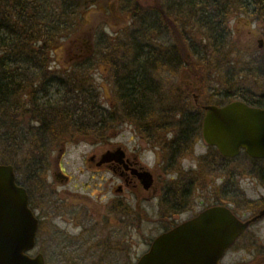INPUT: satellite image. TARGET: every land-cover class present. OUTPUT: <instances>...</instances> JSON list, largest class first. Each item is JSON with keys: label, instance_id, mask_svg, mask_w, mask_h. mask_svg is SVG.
<instances>
[{"label": "trees", "instance_id": "1", "mask_svg": "<svg viewBox=\"0 0 264 264\" xmlns=\"http://www.w3.org/2000/svg\"><path fill=\"white\" fill-rule=\"evenodd\" d=\"M97 2L0 0V164H12L29 192L48 169L56 147L75 136H108L120 123L119 112L133 123L140 115L146 123L156 116L158 125L164 124L159 127H167L169 114L159 104L152 111L151 98L155 91L163 98L169 89L163 83L171 74L199 75L192 80L197 85L204 80L206 87L222 74L223 99L264 107V47L252 53L239 48L230 40L229 25L244 17L259 23L264 35V0H155L150 5L124 0L133 22L123 37L101 30L93 57L77 56L70 69H53L55 46L73 33L82 10ZM91 60L113 68L111 108L99 102ZM235 79L260 92L233 90Z\"/></svg>", "mask_w": 264, "mask_h": 264}, {"label": "flooded vegetation", "instance_id": "2", "mask_svg": "<svg viewBox=\"0 0 264 264\" xmlns=\"http://www.w3.org/2000/svg\"><path fill=\"white\" fill-rule=\"evenodd\" d=\"M88 9L90 10V5ZM178 76L187 81L184 88L180 87L181 83L177 86L171 83V90L168 89L170 96L168 118L171 121L163 128L173 129H166L161 138L158 136L159 125L155 120L156 116L152 122L146 123L145 117L140 115L134 123L124 120L123 123H126L128 130H122L117 136L90 135L86 139L76 140L75 144L86 143L91 147L86 159L91 182L90 187L88 185L86 187L90 189V207L78 202L72 208L66 200V196L71 194L67 187L74 181V175L68 171L65 163L67 147L72 141L67 139L54 149L52 155L55 152L58 155L55 157L51 155L50 167L45 171L48 183L43 188L44 191L38 195L33 191L28 194L30 208L39 219V228L45 226L47 217L71 219L82 227L80 234H70L57 229L68 244L69 240H75L72 241L71 247L67 244L59 247L61 250L71 248L73 253L87 256L90 263V236L84 234L86 228H90V225L87 226L90 223L88 216L91 218L95 203L98 205L106 198V193L111 191L113 196L108 202L110 211L119 212L129 226L126 227L129 235L125 241L123 240V245L117 247V251L119 255L136 256L137 260H132V264H136L153 243H150L142 254L137 236L141 233L143 223L159 220L168 223L161 233L163 234L196 217L202 210L215 206L227 207L239 222L247 225L234 245L226 252L221 264H264V157L255 158L244 151L236 157H225L216 148L206 145L203 137L206 107L221 104L206 103L204 80L198 84L200 88H196L198 86L196 82L191 81L198 77L196 74L170 75L174 79H178ZM217 95L219 94H215ZM151 100L153 103L151 110L157 111L159 102L157 96ZM175 127L188 130L187 134L179 133V130H174ZM203 142L206 146H202ZM211 151H216L219 156L218 159L212 160L216 165H220L219 160L237 162L236 165H232L231 179L225 181V183L229 181L230 184L222 185L223 194L216 197L213 203L205 206L193 217L178 222L180 219L174 218V214L179 216L184 214L190 198H193L197 189L199 190V186L193 189L192 187L198 184L203 163L211 158ZM190 152L193 153L195 166L184 164L186 155ZM239 161H242L243 166L238 163ZM216 172L217 169H211V174ZM179 175L180 177L176 178ZM95 188L97 196L93 200ZM163 210H170L167 218H164L162 213L159 219L154 217L157 211ZM86 236L87 240L83 242Z\"/></svg>", "mask_w": 264, "mask_h": 264}, {"label": "rangeland", "instance_id": "3", "mask_svg": "<svg viewBox=\"0 0 264 264\" xmlns=\"http://www.w3.org/2000/svg\"><path fill=\"white\" fill-rule=\"evenodd\" d=\"M154 2L155 0H144V3L148 5L153 4ZM93 6H95V8H92ZM93 6H90V10L88 7L82 10L79 16L78 25L73 33L67 39H64L61 43L55 46L52 56L53 61L51 64L53 69H70L73 62H75L76 58H78L77 56H80L81 58H87L90 56L93 57V54L95 53L94 44L96 43L95 40L99 31L102 30V32H105V34L111 37H116L117 35L123 37L122 34L133 22V14L125 7L126 3L124 0H98V2ZM101 7L105 9L102 10L100 9ZM176 16H179L181 19L180 14H177ZM172 19L176 20L177 18ZM229 25L231 28L230 40L235 42L239 48L248 53H252L258 49L260 41H262L264 46L263 30L261 29L259 23H254L244 17H239L231 20ZM169 30L168 33H171V30L170 32ZM172 36L173 35L170 37L171 39H173ZM174 43L175 41L172 42L173 45ZM80 57L78 59H80ZM129 57L130 56L123 59L126 64L131 61V57ZM179 58L181 61H184L185 59L181 55ZM90 72L91 80H93L92 82L97 88L96 91L99 96V102L106 108L113 107L115 103L113 68L106 64V62H95V60H91ZM181 73L182 72H177L176 74ZM222 76L223 75L221 74L217 81L215 78V80H213L208 87L205 86L206 103H228L229 100L222 98V94L225 92ZM177 78L178 79H174L169 76L167 79L168 82L163 83V85L169 87V90H171V83L176 84V86L181 83L180 87L184 88V83L187 80L183 79L181 76H178ZM191 81L193 80L191 79ZM158 85H162L160 84V81H157V86ZM230 85H232L233 90L245 88L251 89L253 87L250 82L242 84L236 79L233 80ZM198 87L200 88V85L196 86V88ZM260 89L253 88L251 90L260 92ZM155 92V95L159 100L158 104L162 108H165L166 113L169 114L170 96L168 95V92L162 95V99H159L157 91ZM215 94L219 95L215 96ZM155 95L152 98H155ZM119 114L121 119L119 125L111 129L108 133L111 137L119 135V133L124 129L128 130L126 123H123L124 120L127 119L125 118L126 115L121 112H119ZM167 121L169 123L171 121L170 118H168ZM133 125L134 124H132V126ZM159 125L162 126L164 124ZM166 129L172 130L173 128L159 127L158 136L160 138ZM170 136L172 135L170 134ZM84 138L86 139L87 137L81 135L75 136V138L72 139L69 138L72 142L68 144V154L65 157V163L68 171L74 175L73 183L67 187V190L71 194L66 196L67 203L72 208L78 202L90 207V189H86V187L87 185L90 187L91 182L90 172L87 170L88 167L86 159L89 156L91 147L86 143L75 144L76 140ZM203 143L202 146L206 144L205 142ZM57 155L58 153L55 152L52 156L55 157ZM214 158L218 159L219 156L216 151H211V158L203 163L202 175H200V179L197 182L198 184L193 185L192 187L193 189L199 186V190L197 189L193 198H190L186 208L187 210L184 211V214L180 216L176 215V213L174 214V218L180 219L178 222L186 220L189 217H193L200 210L204 209L205 206L213 203L216 197L223 194L222 185L230 184L229 181L226 183L225 181L227 179H231L233 169L232 165H236L237 162L232 163L231 161L224 162L219 160L220 165H216L212 162ZM241 162L242 161H239L238 163L241 164ZM184 164L185 166H195L192 152L186 155ZM241 165L243 166V164ZM211 169H217L218 172L211 174ZM178 177H180V175L176 178ZM189 179L190 177L187 180ZM36 182L37 183L34 186L33 193L37 192L38 195L44 191L43 188L48 183V181H46V172H42L41 177L37 179ZM40 182H43V184H40ZM77 186L78 188H76ZM91 186L93 187L94 185L91 184ZM102 186H104V184H102ZM183 188L186 189L184 186ZM93 193L95 194L93 198L94 200L97 196V188L93 190ZM112 196L111 191L107 192L105 199H103L98 205L95 203V208L93 209L91 218L88 216L90 223L87 226L90 225V228L86 226L87 228L84 231V234L88 237L90 236V263L88 262L87 256H81L79 253H73L71 248L69 250H61L59 248L65 244L71 247L72 241L75 240H69L70 244H68V241L66 242L65 239H63V237H61L57 232L58 228L70 234H80L81 232L80 229H82V227L79 224H76L75 221H71V219H50L47 217L45 220V228L42 226L39 228L37 247L31 255L35 256L38 252L45 253L48 264H132V260H137L136 256L129 257L127 254L119 255L117 251V247L122 246L123 240L125 241L129 235V232L127 231L128 229L126 228L129 226H127L128 224L121 218L119 212L110 211L111 208H109L108 202ZM43 205L45 206L46 203H43ZM168 211L170 210L157 211L154 217L159 219V215L161 216L160 213H162L164 214V218H167L169 215ZM168 225V223H164L162 220H159L158 222L148 221L142 224L141 233L137 236V243L141 245L142 254H144L147 246L152 243L153 240L157 238ZM87 236L83 242L87 240Z\"/></svg>", "mask_w": 264, "mask_h": 264}, {"label": "water", "instance_id": "4", "mask_svg": "<svg viewBox=\"0 0 264 264\" xmlns=\"http://www.w3.org/2000/svg\"><path fill=\"white\" fill-rule=\"evenodd\" d=\"M206 110L203 136L209 145L225 157L242 151L264 157V108L233 101ZM246 226L227 207L209 208L156 238L137 264H221ZM38 228L39 220L29 207L27 190L17 183L14 166L0 164V264H46L42 253L29 254L36 247Z\"/></svg>", "mask_w": 264, "mask_h": 264}]
</instances>
